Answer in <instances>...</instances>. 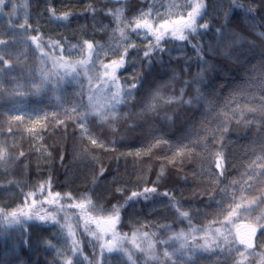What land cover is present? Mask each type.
<instances>
[{
	"label": "trees",
	"instance_id": "trees-1",
	"mask_svg": "<svg viewBox=\"0 0 264 264\" xmlns=\"http://www.w3.org/2000/svg\"><path fill=\"white\" fill-rule=\"evenodd\" d=\"M213 2L223 4L224 8L218 12L208 9V14L200 19L199 23H210L209 30L202 36H191V43L166 37L168 43L163 46L172 49L171 57L156 52L151 69L130 64L126 69L118 70L117 76L122 83L125 79L131 82L135 69L143 75L144 84L137 99L118 107L122 114L120 119L109 117L105 120L86 114L79 117L77 123L61 115L65 122L57 124L52 113L62 114L69 107L66 101L80 102L82 99L84 103V95L82 98L77 86L65 82H61L58 89H53L51 84L40 85L34 70L42 52L32 37L42 38L43 52L49 54L43 59L59 56L62 52L49 45L50 39L65 41L63 50L71 48V44H82L84 39L111 49V44L117 45L112 39L117 36L118 18L124 22L133 19L147 5V0H5L6 6L0 11V56L4 57L0 60V150L3 153L0 158V207L8 206L7 210L11 212L25 200L21 193L35 191L37 210H59L60 224L71 225L83 256L89 259L93 256L89 241L95 243L89 230L95 232L97 228L86 217L107 216L108 212L100 210H110L118 201L124 204L132 191H143L144 187L156 186L157 193L149 200L140 197L125 206L121 213L122 223L117 225L118 232H131L148 225L145 230H157L160 237L167 240L171 233L189 230L188 220L179 216L176 208L171 206L170 198L178 202L180 211L189 212L192 225L197 228L206 225L216 219L213 215L215 201L210 196L216 195L211 191L216 187L211 172L218 174V170L215 157L204 151V144L213 152L217 145L211 135L198 145L192 141L195 132L204 135L202 124L215 127V114L221 111L225 100L229 101L225 111L231 129L226 139L231 143L227 144V173L221 178L220 187L236 180L235 189L239 191L243 186L246 195L258 196L264 191V176H261L264 160L259 159L264 155L260 150L264 143V128L258 123L247 126L242 123L243 120H259L256 113L248 112L246 108L259 103L257 84L260 65L264 62V38L258 33L264 32V13L257 9L255 21L245 13L246 7L259 0H236L235 6L232 0H204L206 5ZM224 12L229 16V33L225 36L224 46L213 55L208 52V44L214 39L215 29L223 23ZM65 13L71 14L69 20L59 19ZM25 21L29 25L26 30L20 28ZM128 36L129 42L135 41L141 46L139 55L142 57V47L147 41L142 35L129 33ZM192 44L202 45L201 55L207 60L206 64L199 63ZM177 45H182L183 51ZM136 54L133 50L132 55ZM156 57H162L163 64L156 63ZM185 67L188 72L184 71ZM173 70L175 80L172 79ZM201 71L202 78L197 76ZM185 81H199V84L185 89L184 101L195 97V88L199 86L201 94L212 101L211 105L204 100L193 104L167 103L170 96L179 98ZM158 84L164 85L162 95L165 99L157 102L155 111L142 112L141 98L147 96L145 90L155 89ZM129 111L140 113L134 130L133 121L123 116ZM17 116L19 120L15 119ZM90 137L104 147L93 145ZM156 139L165 142L157 145ZM150 144L154 145L151 150ZM138 149L142 150L139 155L136 154ZM101 166L106 170L103 176L98 174ZM162 170L159 183L154 185ZM94 175L98 177L96 184L92 183ZM49 176L52 186L49 189L45 185L41 194L39 185ZM117 187H122L123 193L116 192ZM231 190L229 188V193ZM49 191L61 193V199L51 205L43 204L41 208L39 202ZM165 191L169 196L163 195ZM216 192H219L218 188ZM66 193L72 194V200ZM88 198L91 203L86 204L84 212L68 207ZM216 199H221V195H216ZM218 224H213V228ZM5 228L8 230L4 231ZM64 230L68 231L66 227ZM63 231L51 220L47 225L36 221L24 227L0 223V264H20V261L52 264L58 250L61 255L56 264H62L67 249ZM22 234L30 240L31 248L22 242ZM169 245L172 249L177 247L175 243ZM95 251L98 255V244ZM261 251L264 249H255L256 253ZM76 259L83 257L76 256ZM175 259L186 260V257ZM226 259V254L220 251L198 253V264H225ZM249 260L260 264L258 255L250 256ZM106 264L128 263L122 256L114 255Z\"/></svg>",
	"mask_w": 264,
	"mask_h": 264
},
{
	"label": "snow or ice",
	"instance_id": "snow-or-ice-1",
	"mask_svg": "<svg viewBox=\"0 0 264 264\" xmlns=\"http://www.w3.org/2000/svg\"><path fill=\"white\" fill-rule=\"evenodd\" d=\"M232 5H236V0H232ZM6 6L5 0H0V11H3V8ZM91 7V6H90ZM231 7V6H230ZM240 7H243L242 5ZM224 8L223 4H217L215 2L206 5L204 0H183L180 4H172L168 6V11L161 15L160 12L153 11L150 6L147 12L141 11L138 16L134 19L128 20L126 27H131L133 33L137 35L143 34L144 40L147 41L143 45L142 51L143 56L139 55L141 51V46L136 44L135 41L129 42V36L125 31V28H120V37L122 43L117 46L116 49H111V54L117 58L111 59L109 63H105L102 59H99L100 53H103L104 56L109 55V50H105L103 46L99 43H94L93 41L84 39L82 44H71V48H78L81 56L83 57L85 50L87 51V58H82L80 60L72 59H63L57 58L55 56H49V59L52 62L53 71L50 73H41L42 83H53L52 77H58L53 83V89H58L60 84L66 77L71 75L72 80L77 81L80 84L81 92L78 93L83 98L84 88L83 81L78 80V77L81 75L78 69L85 68L90 62L93 64L95 61L92 60L93 55L99 60L100 67L103 69V77H106L103 80V83L100 87L96 89L95 92L92 91V85L94 79H99V77L88 76V105L85 107L81 99L80 102H67L69 107L65 108L63 113H52V118L57 124H64V120L61 119V115L68 119L74 120L78 123V118L86 115L90 110L98 115L101 119H108L111 117L113 120H118L121 118V113L118 111L117 106L123 103H126L128 100L137 99L138 93L141 89H144L143 84V75L133 70V74L130 79H125L123 83L121 78L117 76L118 70L126 69L127 65L130 64H139L142 67H147L151 69L154 59V53H167L171 57L172 49L166 48L163 45L167 44L168 41L166 37H171L174 41H181L185 43H191V36H202L210 28L209 22L199 23V19H203L208 14V9H212L213 12L222 11ZM15 9V5H13ZM187 10L186 15L182 10ZM259 9L264 13V0H259L258 3L249 5L246 7L245 13L252 17L253 21L256 20L254 13ZM70 13H65L63 17L59 19L69 20ZM155 17V18H153ZM175 17V18H173ZM229 16L227 12L223 13V23L217 27L213 33L214 39L209 41L208 52L210 54H215L217 49L224 46L225 36L229 33ZM123 23V21H120ZM29 27L27 21L20 25L21 29H27ZM203 30V31H200ZM235 35V33H232ZM259 36L264 38V32H259ZM41 37H32L33 43L36 44L38 50H41L43 60L44 56H48V53L43 52V45L40 43ZM49 45L53 48H60L63 51V45L65 41L62 40H49ZM181 51H183L182 45H177ZM192 47L197 53L198 61L201 65L206 64L207 60L204 58L201 53L204 51L202 45L192 44ZM135 51L137 54L132 55V51ZM71 55V53H69ZM156 63L163 64L162 57H156ZM0 60H4L3 56H0ZM7 63V61H5ZM188 63L187 61L185 62ZM261 71L259 73L260 80L258 81L257 87L260 92L259 103H253L251 106L246 108V111L256 113L259 116V120H243L242 123L247 126L252 123H258L261 128H264V62L260 65ZM60 69L63 70L61 73ZM188 68L185 67L184 71L188 72ZM88 70L85 68L84 75L87 76ZM172 79L175 80L177 77L175 75V70ZM197 76L202 78L203 72L197 73ZM192 84H199V81H185L184 87L180 89V96L177 98L175 95L167 98V103H172L177 101L179 103H188L193 104L194 102L198 103L201 100L206 101L209 106L212 101H208L207 97L201 94V89L199 86L195 88L197 95L192 97L188 101H184L185 89L190 87ZM139 86V87H138ZM164 85L158 84L155 89L148 88L146 89L147 96L142 97L143 102V111H155L157 102L159 100L165 99L162 95ZM39 90V89H38ZM97 93H102L104 99L107 101V108L105 111H101L103 105L100 104V99L97 96ZM255 99V94H253ZM140 102V101H138ZM229 101L225 100L224 105L221 106V111L215 114L214 122L215 127H210L202 124L204 127V135L201 133H194L193 144H200L202 140H206L208 135H211L213 142L217 145V150L213 152L208 145L204 144V151L213 155L215 157V168L218 170L216 172H211V177L214 178L216 187L212 188L211 191L216 193V195H221V199L217 200L216 195H211L210 199L215 201V210L213 215L216 217L215 220L209 222L206 225H203L199 228L192 225L191 217L189 212L180 211L178 202H174V198H170L171 206L176 208L179 216L181 218L187 219L189 223V231L186 234L184 231H181L178 234L170 236L168 240H155V233H150L145 229L148 225H144L141 228H134L132 231L131 237L129 238L128 234H120L117 231V225L122 223L121 213L125 206L130 204L133 200L138 201L140 197H143L145 200H149L153 194L157 193V187H144L143 191H132L130 196H127L124 204H120L118 201L116 205H113L111 209H101V212H108L107 216H98V217H86V219L91 220L96 224L97 231L92 232L89 230V234L94 237L95 243L89 241L93 248V256L89 259L87 256H83V249L80 247L79 242L75 238V233L70 224H60L59 210L56 212H43L37 210L38 200L36 199V192L29 191L26 194L21 193L25 196V200L22 204L18 205L17 208L13 209L11 212L7 210L8 206L0 207V223H7L8 225H15L17 227H24L33 222L39 221L47 225L48 221H53L60 227V231H63L66 227L67 240L70 241L71 247L68 249L67 253H64L65 259L62 261V264H106L107 256L106 253L111 254L114 252L120 253L124 256H127L129 264H136L133 259V253L131 249L126 247V243H131L133 248L136 251H139L149 259L157 261L158 264H198V253L207 252L212 254L215 250H219L221 253H225L227 259L225 264H253L252 260H249L250 256H259L260 264H264V251L256 253L255 249L257 247L264 249V211L255 213L254 206L264 205V191L260 192L257 196L255 194L249 193L245 194L243 186L240 187L239 191L235 189V185L238 183L236 180L230 181L229 185L220 187L222 183V177L227 173L226 163L228 162L227 158V144L231 143L228 141L227 135L230 132V127L228 126L230 120L228 119V113L225 109L228 107ZM85 108L84 111L79 109ZM140 113L133 114L131 111L124 113L123 116L127 119L133 121L132 129L134 130L136 126V117ZM47 119V116L45 117ZM15 119L19 120L20 117L17 116ZM241 123V121H238ZM83 127V125H81ZM91 143L93 145L104 147V145L95 138L90 137ZM165 142L161 139H156V144ZM154 145H149V150ZM261 153H264V143L261 144ZM142 150L138 149L136 154L139 155ZM23 155V153H21ZM0 158H3L2 150H0ZM63 159V156H61ZM95 159V158H94ZM259 159L264 160V155ZM264 167V164L261 165ZM105 169L103 166L99 169V176L105 174ZM163 175V170L157 176V181H154L153 184L157 185L159 180ZM261 176H264V172L261 173ZM52 177L49 176L48 179L42 182L39 185V191L42 194L44 191L45 185L50 189L52 184ZM98 182V177L93 176L92 183L96 184ZM264 186V182H262ZM219 189V192H216V189ZM229 188H231V193H229ZM116 192L123 193L122 187H117ZM206 193L208 190H205ZM69 200H72V194H65ZM164 196H169V193L165 191ZM61 199V193L48 192V195L40 203L42 208L43 204H53L54 201H59ZM29 200L31 203H29ZM91 199L81 200L80 202L71 203L68 205L69 208L80 209L81 212H84L86 209V204H90ZM63 208V206H61ZM223 217V219H220ZM65 221H67V211L65 210ZM241 219H246L249 223L246 225V231L241 233L240 227L237 225V221ZM219 223L220 227L213 228V224ZM166 229L170 226H164ZM233 227H235V235H233ZM8 229L5 228L4 231ZM197 233H203L202 236H197ZM259 234V235H258ZM189 238L191 240L189 241ZM177 241L179 246L169 250L165 248L163 252V257L159 255L156 249V244H168L170 241ZM139 241V242H138ZM202 241V242H201ZM22 242L31 248V242L28 239H25L22 234ZM99 245V254H96V247ZM51 247V245H49ZM61 255V252L58 250L57 258H54L52 264H56V259ZM82 256V260H76L67 258L68 256ZM184 256L186 260H177L175 257ZM20 264H27V261H20ZM35 264V262H33Z\"/></svg>",
	"mask_w": 264,
	"mask_h": 264
},
{
	"label": "rangeland",
	"instance_id": "rangeland-1",
	"mask_svg": "<svg viewBox=\"0 0 264 264\" xmlns=\"http://www.w3.org/2000/svg\"><path fill=\"white\" fill-rule=\"evenodd\" d=\"M182 2H183V0H147V5L141 11L147 12L149 10L150 6H151L153 11H157L158 10L161 15H164L168 11V6L169 5L180 4ZM182 11L186 15L187 10L185 9V10H182ZM139 13L136 16H138ZM153 18H155V17H153ZM173 18H175V17H173ZM120 21H123V20L118 18V20H117V30H116L117 31L116 32L117 36H115V38L112 39L113 41L111 40L112 42H115V44H117V45L114 46V45L111 44V49H116L117 46L122 43L119 29L120 28H125V25L127 24V21H125V22L123 21V23H120ZM199 22H200V19H199ZM125 31L127 32V34L133 33L132 30H131V27H126ZM133 34H136V33H133ZM141 35L143 36V34H141ZM108 48H104L105 50H109V55L108 56H104L103 53H100V56H99V59H102L105 63H109L111 59H115L116 58V56H113L111 54V51H110L111 49L110 48L108 49ZM69 53H71V55H69ZM55 57H57V58H61L62 57L65 60H67V59L80 60L82 58H87V51L85 50V53H84V55L82 57L80 52H79V49H77V48H69L68 47V48H65L60 53L59 56H55ZM92 60L95 61L94 64L92 62H90L88 65L85 66V68L88 70L87 76L84 75L85 68L78 69V71H80V73H81V75L78 77V80H82L83 81L84 101H85L83 104H84L85 107L88 105V88H89L88 76H91V77H94V78L95 77H99V79H94L93 80V85H92V91L93 92H95L96 89L102 85L103 80L106 79V77H103V75H102L103 69L100 67L99 60L96 58L95 55H93ZM52 71H53L52 62H51V60L49 58H46V59H43V60L42 59L38 60V62L36 63L34 74H35L36 78L40 81L39 83H40L41 86L47 87L50 84L53 85L55 80L58 79V77L53 76L52 77L53 83H42L41 73H46L47 74V73H50ZM60 71H61V73L63 72L62 69H60ZM62 82L77 86L79 88V90H81L80 84L77 81L72 80L71 75L66 77L64 79V81H62ZM97 96L100 99V104L103 105V107H101L100 110L101 111H105L106 108H107V101L104 99L102 93H97ZM120 105H122V104H120ZM120 105H118L117 108ZM79 110L80 111H84L85 108H81ZM87 114L99 117L98 115H96L94 112H92L90 110L87 112ZM254 208H255V213L254 214H259V212L264 211V205L254 206ZM248 223H249V221L246 220V219H241V220L237 221V225L240 227L241 233L246 231V225ZM217 227H220V224H218L216 227H214V229L217 228ZM132 231L131 232H123V233L119 232V233L120 234L127 233L129 238H130L131 234H132ZM181 231H184L187 234L189 230H180L179 232L171 233V236H173L174 234H178ZM67 232H68L67 230L63 231L64 241L66 242V246H67V249L64 250V253H67L68 249L71 247L70 241H68L66 239L67 238ZM150 233H155V240L156 241L163 240L160 237L159 232L157 230H152V231H150ZM202 235H203V233H197L198 237L202 236ZM233 235H235V227H233ZM168 237H170V236H168ZM168 237H167V240H168ZM164 240H166V238ZM190 240H191V238H189V241ZM172 243L177 244V247L179 246V243L177 241H175V240L170 241L168 244H161V243H157L156 244L157 252L159 253V255L161 257H163V252H164L165 248H167L169 250H172V248L169 245V244H172ZM126 247L131 249V251L133 253V259L135 260L136 264H158L157 261L149 260L145 256V254H143V253H141L139 251H136L135 248H133V246L131 245V243H126ZM216 251H219V250H215L214 252H216ZM114 255L122 256L127 261V263L129 264L127 256H124V255H122L120 253H117V252H114V253H111V254L106 253L107 260H108V258H110V257H112ZM64 257H65V255H64ZM67 258L73 259L74 262L76 260H78V259H76V256H70L69 255ZM249 258L250 257H248V259ZM106 263H107V261H106Z\"/></svg>",
	"mask_w": 264,
	"mask_h": 264
}]
</instances>
